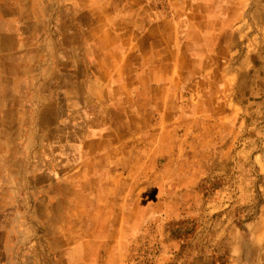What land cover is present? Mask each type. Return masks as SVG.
Returning a JSON list of instances; mask_svg holds the SVG:
<instances>
[{
  "label": "crops",
  "instance_id": "obj_1",
  "mask_svg": "<svg viewBox=\"0 0 264 264\" xmlns=\"http://www.w3.org/2000/svg\"><path fill=\"white\" fill-rule=\"evenodd\" d=\"M28 3L15 1L18 6ZM49 3L55 4L51 18L45 14L38 20L50 21L49 34L54 31L60 40H74L66 48L74 54L67 68L77 87L67 99L65 113L75 132L67 144L58 137L46 149L53 148L56 157L72 149L76 161L60 175L51 168L34 173L35 199L29 206L16 203L12 211L0 206L1 213H37L41 239L32 241L26 235L23 260L126 264L121 253L116 257L112 250L125 245L128 228L139 230L149 220L158 219L164 223L166 241L156 263L186 264V250L196 245L197 229L216 218L215 230L206 239L205 246L210 248L203 254L197 252V257L215 256V264H222L217 259L221 249L216 247L224 244L228 264H264V157L257 155L255 147L243 148L236 165L250 161L257 172L237 175L234 185L219 187L208 199L204 183L227 175L232 158L217 155L222 145L217 140L201 142V147L197 145L201 151L192 155L191 130L175 123L176 88L199 82L196 76H185L183 56L188 46H184V29L179 26L183 17L163 15L147 0L43 1ZM6 19L14 23L37 20L25 12ZM16 27L13 34L19 35ZM200 63L196 62L199 69ZM80 69L84 70L81 75ZM79 85L84 90L81 96ZM62 116L58 115L60 122L55 124L59 135ZM78 127H84L83 133H78ZM137 195L144 199L133 210L138 213L134 223L124 217L111 219V211L132 212L128 198ZM259 196L263 203L256 206ZM39 198L47 199L44 205ZM53 219L56 230L45 232ZM172 222H181L182 226L175 227L190 232L174 237L168 231ZM107 228L119 231L118 240L104 232ZM12 238L5 240L4 252L15 242L16 236Z\"/></svg>",
  "mask_w": 264,
  "mask_h": 264
},
{
  "label": "rangeland",
  "instance_id": "obj_2",
  "mask_svg": "<svg viewBox=\"0 0 264 264\" xmlns=\"http://www.w3.org/2000/svg\"><path fill=\"white\" fill-rule=\"evenodd\" d=\"M15 1L0 0V206H8L11 211L16 203L29 206L35 199L34 173L42 168L63 173L76 161L72 149L66 148L57 157L53 148L46 149L48 142L58 137L67 144L75 132L73 122L65 116L67 99L77 87L72 84L74 75L67 68L74 54L66 52V48H70L74 40H60L54 31L49 34L50 21L38 20L45 14L49 16L55 4L30 0L18 6ZM147 3L168 17H183L179 26L182 24L184 29V46H188L183 56L185 76H196L199 82L176 88L174 112L178 128L191 130L188 133L190 153L195 154L201 142L217 140L222 144L217 155L232 158L226 166L228 176L204 183L209 199L208 194L219 187L234 185L237 175L257 172L250 161L236 165V158L243 157L239 153L243 148L255 147L257 155L264 157V0H169L164 6L149 0ZM22 12L37 20L6 21L7 17ZM62 12L64 15L65 9ZM15 27L19 35L13 34ZM199 61L200 69L196 65ZM82 71L80 69L78 74ZM83 92L79 85L78 95ZM58 115H63L60 135L55 130V124L60 122ZM83 128L78 127V133H83ZM142 198L138 195L128 198L132 212L122 215L118 210L111 211V219L124 217L128 223H134L138 213L133 210ZM39 199L42 205L47 200ZM261 203L263 197L259 196L255 205ZM143 205L139 206V211ZM8 211L0 212V264H41L33 259L23 260L22 254V244L28 236L32 241L41 239L37 213L30 211L24 216L8 214ZM216 221V218L209 219L197 229L196 245L186 250V264H206L212 259L195 254H203L206 247L209 250L210 246L205 244L215 230ZM56 222L53 219L44 231L54 232ZM164 228V223L158 219L149 220L139 230L128 228L125 245L120 250H112V254L118 257L120 252L126 264H157L156 258L161 255L166 241ZM104 232H109L112 240L120 236L116 229L107 228ZM15 236V242H10L4 252L5 240H13ZM220 246L216 247L221 249L217 259L228 264L226 246ZM44 263L54 264L49 259Z\"/></svg>",
  "mask_w": 264,
  "mask_h": 264
},
{
  "label": "trees",
  "instance_id": "obj_3",
  "mask_svg": "<svg viewBox=\"0 0 264 264\" xmlns=\"http://www.w3.org/2000/svg\"><path fill=\"white\" fill-rule=\"evenodd\" d=\"M181 222H172L170 223V226H168V231L170 232V234H172L174 237H182V233H187L189 231V229L187 228H182V227H175V225L177 226H182ZM186 225V224H185ZM183 231V232H182ZM190 232V231H189ZM188 232V233H189ZM214 259L212 258L211 260H209L206 264H215V256H213ZM218 264V263H217Z\"/></svg>",
  "mask_w": 264,
  "mask_h": 264
},
{
  "label": "built area",
  "instance_id": "obj_4",
  "mask_svg": "<svg viewBox=\"0 0 264 264\" xmlns=\"http://www.w3.org/2000/svg\"><path fill=\"white\" fill-rule=\"evenodd\" d=\"M151 2L159 3L161 6H164L168 3L169 0H149Z\"/></svg>",
  "mask_w": 264,
  "mask_h": 264
}]
</instances>
